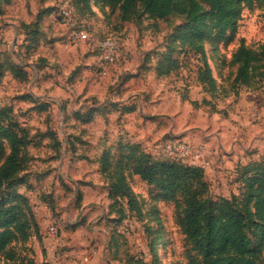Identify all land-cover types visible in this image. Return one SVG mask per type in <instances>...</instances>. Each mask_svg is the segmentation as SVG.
I'll return each mask as SVG.
<instances>
[{
  "label": "rangeland",
  "instance_id": "1",
  "mask_svg": "<svg viewBox=\"0 0 264 264\" xmlns=\"http://www.w3.org/2000/svg\"><path fill=\"white\" fill-rule=\"evenodd\" d=\"M79 1L65 24L60 10L71 0H0V106L22 125L26 121L32 143L46 146L22 148L21 159L27 160L21 169L27 168V177L20 169L4 180L13 188L21 181L32 186L26 194L40 229L49 222L57 228L43 234L41 244L34 234L15 242L16 255L33 257L36 264H189L186 251L192 246L184 232L182 196L164 199L127 171L126 190L112 175L113 167L103 171V164L93 163L104 159L106 148L115 161L122 151L119 144L126 142L166 159L163 144L181 139L196 162H208V195L240 201L244 182L237 170L242 163L220 165L213 147L208 150L205 144L210 130L224 128L229 119L219 143L223 150L231 152L239 142L241 149L247 147V161L264 158V83L234 84L236 64L231 63L239 45L255 47L264 41V0L243 8L232 39L203 41L204 55L191 43H180L184 13L151 17L137 7L121 20L117 5L91 0L89 10ZM77 26L86 29L87 37L66 45V36ZM106 38L116 42L117 55L103 71L96 56ZM205 61L212 86L199 79ZM9 64L24 67L26 78H14L5 69ZM30 92L45 103L31 105L36 101ZM24 94L28 98L22 102ZM95 103L99 108L105 104L103 118L90 123L74 117ZM41 106L44 111L34 110ZM122 106L132 110L123 112ZM0 144L1 167L10 149L4 139ZM39 173L40 180L35 177ZM249 232L253 245L260 247L258 228L251 224ZM86 255L90 259L80 263Z\"/></svg>",
  "mask_w": 264,
  "mask_h": 264
},
{
  "label": "trees",
  "instance_id": "2",
  "mask_svg": "<svg viewBox=\"0 0 264 264\" xmlns=\"http://www.w3.org/2000/svg\"><path fill=\"white\" fill-rule=\"evenodd\" d=\"M90 1L79 2H84L90 10ZM255 1L257 0H105L112 8L118 6L122 13L121 20L128 19L137 7L151 17L162 18L172 12L184 13L187 23L180 26V43H191V48L203 55V41L213 44L221 40L227 42L234 37L243 8L251 7ZM75 3L78 0H71L72 16L77 11ZM203 3L207 7H202ZM81 28L83 27L72 28L65 39ZM169 56L170 52L166 54V57ZM232 62L236 64L234 84L250 86L257 82L264 83V41L255 47L239 45L233 53ZM5 69L20 80L27 76L22 66L9 64ZM2 70L4 69H0V76ZM199 76L201 81L213 85L214 78L211 77L206 61L199 67ZM25 97L28 98L27 94L21 96V99L27 100ZM31 101L33 105L45 103L33 96ZM113 104L115 106L116 103ZM4 107L0 106V140L6 141L10 153L0 167V258L4 259L1 264H36L33 257L16 255L14 247L15 242H25L33 234L39 244L43 241L36 213L26 194V190L33 187L21 181L13 188L4 179L11 177L26 164V156L23 161L21 159V149L28 145L38 146L39 143L31 142L28 128L17 119H12L9 110ZM33 107L35 106H31ZM124 107L119 109L123 112L132 110L131 107ZM44 109L41 106L34 110L38 112ZM96 111H100V108L90 106L85 112L77 111L74 117L90 122ZM3 118L6 119L5 123L1 120ZM119 148L122 151L115 161L109 157V148H106L104 159L99 158L97 163L100 166L103 164V171L113 167L112 175H116V181L126 190L128 185L125 171L129 175H139L164 199H170L176 194L182 196L184 232L192 246V249L186 251L189 264H264V158L239 165L237 178L244 182V194L237 201L236 196L211 198L204 178L205 168L201 166L167 154L166 159H155L136 142L119 144ZM26 169L20 170L24 177H27ZM127 193L129 194L128 191ZM130 200L131 194L128 204ZM131 203L132 208L136 209L134 202ZM251 224L259 230L257 239H260L261 245L258 248L253 245L249 232ZM153 253L156 255V252Z\"/></svg>",
  "mask_w": 264,
  "mask_h": 264
},
{
  "label": "built area",
  "instance_id": "3",
  "mask_svg": "<svg viewBox=\"0 0 264 264\" xmlns=\"http://www.w3.org/2000/svg\"><path fill=\"white\" fill-rule=\"evenodd\" d=\"M73 14V6L70 3H66L60 10V19L62 22L67 24ZM87 37V31L85 28H81L75 32H73L69 38L65 41L66 45H70L71 43L77 42L84 40ZM117 55V47H116V42L111 39V38H106L100 43V48L99 52L96 56V66L100 70L105 69V65L114 62L115 57ZM104 71V70H103ZM185 141L181 139H177L174 142L173 141H168L163 144V151L165 154H167L170 157H175V158H181L189 163L201 166L205 168L208 165L207 161H200L196 162L195 158H193L188 152L191 151L189 149L185 148ZM191 148V145H189ZM203 147V150L205 148L204 144H201ZM36 213V212H35ZM37 215V213H36ZM56 226L52 223L49 222L45 230L43 232L44 235H49L53 234L56 231ZM94 252V250H93ZM91 255H86L82 258V261L80 263L88 261L90 259ZM72 261V259H70Z\"/></svg>",
  "mask_w": 264,
  "mask_h": 264
},
{
  "label": "crops",
  "instance_id": "4",
  "mask_svg": "<svg viewBox=\"0 0 264 264\" xmlns=\"http://www.w3.org/2000/svg\"><path fill=\"white\" fill-rule=\"evenodd\" d=\"M36 71H40V68L39 67H37L36 68ZM30 94L33 96V97H35V98H38V96L37 95H34V93H32V92H30ZM39 99V98H38ZM22 102H24L25 100L24 99H22L21 100ZM31 105H33L32 103H31ZM89 105V104H88ZM98 103H95L94 104V106L93 107H98ZM104 106H105V104H104ZM104 106H102L101 108H100V111H96L95 112V115H94V117H93V120H95V121H98L101 117L103 118V115H105L106 113H107V108H105ZM88 107H90V106H88ZM93 120L92 121H90V123H92L93 122ZM26 121H24V123H23V125H25L26 127H27V124L25 123ZM224 128H222V127H220V128H212L211 130H210V135H211V137L210 138H208L207 137V139H208V141L206 142V148L209 150V148L211 147H213L212 149H214V155L216 156V158H217V160H219L218 162H219V164L220 165H223V164H228L227 163V161L229 160H234V161H239V163H242V164H245V163H247L248 161H253V160H258V159H260V158H258V159H256V158H253V159H250V160H246L245 159V157H244V154L246 155V149H247V147L246 148H243V149H241V147H239V142H235L234 144H232V150H231V152H227V151H224L223 150V144L222 145H219V143H223L222 141H221V139H222V135L226 132V127H228V125H230L232 122L229 120V119H225L224 120ZM214 141V142H213ZM221 141V142H220ZM42 143H44V142H42ZM43 147L44 145H42L41 143H39L38 144V147ZM31 147H32V145H31ZM44 147H46V146H44ZM47 147H49V146H47ZM219 155H221V158H219ZM229 157V158H225V157ZM97 162L95 161V163H93L94 165H97L96 164ZM42 175H43V173L41 174V173H39V174H35V177L37 176V177H39V180H40V178L42 177ZM37 217H39L38 216V214L36 215ZM39 219V218H38ZM40 222V221H39ZM41 230V229H40ZM41 232H42V234H43V232H44V230H43V228H42V230H41ZM108 260L109 261H111L109 258H108Z\"/></svg>",
  "mask_w": 264,
  "mask_h": 264
}]
</instances>
